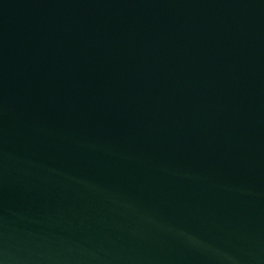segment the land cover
Segmentation results:
<instances>
[{
	"label": "water",
	"instance_id": "obj_1",
	"mask_svg": "<svg viewBox=\"0 0 264 264\" xmlns=\"http://www.w3.org/2000/svg\"><path fill=\"white\" fill-rule=\"evenodd\" d=\"M0 264H264V0H0Z\"/></svg>",
	"mask_w": 264,
	"mask_h": 264
}]
</instances>
